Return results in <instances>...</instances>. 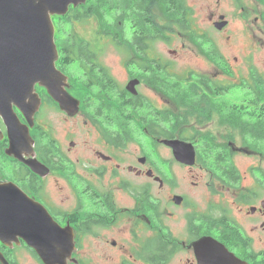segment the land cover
I'll return each instance as SVG.
<instances>
[{
  "label": "flooded vegetation",
  "instance_id": "af4514ba",
  "mask_svg": "<svg viewBox=\"0 0 264 264\" xmlns=\"http://www.w3.org/2000/svg\"><path fill=\"white\" fill-rule=\"evenodd\" d=\"M194 6L204 10L205 23L215 30L220 39L224 54L220 55L219 72L213 74L212 79H218L221 86L228 88V93L213 99L221 100V107L207 109L208 122L212 121L213 116L223 119L225 134L217 135L226 138V141L223 144L216 143L213 140L215 134L209 132L206 134L210 142L208 148L225 152L233 165V159L237 155L257 160L258 167H250L248 174L252 176L254 170H258L252 180H255V186L260 192L244 187L246 195H243V192L238 190L240 183L237 187H228L217 181L212 171L200 166V171L208 178L207 182H203L201 178L206 198L198 202L191 199L189 193L179 194L175 190L177 179H165L158 167L154 168L152 159L147 156L135 157L131 160L132 164H127L129 158L125 152L130 141L123 140L125 142L119 145L114 143L119 140L117 138H123L126 132L120 128L108 132L100 131L106 141V145L103 142L102 148L107 151L92 148L86 154H79L76 162L61 148L60 154H52L50 157L56 165L44 163L35 151L34 144V157L46 167L43 176L33 173L13 157L6 156L8 163L18 165L17 171L26 169L23 173L27 176L21 177L17 174L19 184L11 180L0 183H14L30 198L40 203L61 228L68 227L72 230L75 244L72 258L75 261L71 260L67 264H88L92 261L91 258L84 260V243L87 238L103 239L106 252L98 257L117 264H199L193 245L203 237L216 240L246 264H259L260 258H264V250L255 249L252 237V234H256L257 242L263 241L259 233H264V140L260 139L264 137V130L258 129V123L261 117L264 118V99L249 96L226 97L236 89H242L244 93L252 85V79L261 76L259 67L264 62V0H193L191 7ZM215 24H221L222 28L215 29ZM209 41L216 45V42L213 44ZM261 51L263 59L259 58L257 61L256 55ZM132 79L136 78L128 75V82ZM148 89L149 93L161 100L152 87ZM44 98L47 107V92H44ZM154 107L159 110L155 105ZM15 112L20 121L27 125L22 114L17 109ZM96 123L101 125L99 121ZM2 125L0 122V128ZM148 128L149 125L146 124L145 133L156 140L155 143L162 145L159 136L162 125L157 126L155 132ZM1 129L3 138L0 145L4 146V152L8 148V139L5 127ZM43 131L47 147V128H43ZM32 132L39 133L36 117L34 126L30 129L31 136ZM235 138L242 139V145L243 138H248V145L235 148ZM252 141L258 145H254ZM72 144L70 148H74V143ZM167 149L171 151L170 148ZM195 152L194 165L185 167L193 168L198 165L197 148ZM80 159L88 160L92 167L77 171ZM189 172L193 173V170L190 169ZM56 175L58 177H53ZM132 175L135 184L131 179ZM193 185L198 186V183ZM164 192H168L167 198L163 196ZM119 194L129 195L132 202L125 206L118 197ZM175 198H180V202ZM227 198L232 199V206L228 208L230 211L237 210L240 222H235L229 216ZM212 218L232 221L246 241V248L239 241H223V228L215 227ZM176 222V225H171ZM149 232L151 234L148 236ZM152 242L157 244L156 257H152L148 249V244ZM0 246L5 264H20L14 255V249L21 247L28 250L41 264L33 251L21 240L19 245Z\"/></svg>",
  "mask_w": 264,
  "mask_h": 264
},
{
  "label": "trees",
  "instance_id": "16d2710c",
  "mask_svg": "<svg viewBox=\"0 0 264 264\" xmlns=\"http://www.w3.org/2000/svg\"><path fill=\"white\" fill-rule=\"evenodd\" d=\"M186 2V0H87L84 5L70 8L65 16L52 18L56 44L59 49L57 67L69 75L70 81L78 83L85 90L82 109L92 123L99 121L102 125L101 128L106 132L118 128L126 131L123 138L115 140V144H123L125 142L123 140L131 141L132 137L138 138L133 134L134 117L139 118L144 127L146 124L149 125L148 129L152 132L156 131L157 126L162 125L160 139H179L193 143L197 138V144L194 145L197 148V163L202 168L212 171L213 177L217 181L228 187H237L241 180L239 171L226 157L225 152L208 148L210 144L208 137L199 136L197 131L192 136L188 134L187 138L180 134H178V138L175 137L178 126L179 129H183V132L186 131L184 126L187 125V117L195 113L200 116L199 120L206 119L208 116L207 107L210 104V99H213L212 96L218 98L228 93V88L221 86L220 81L217 83L216 80L206 75L203 77L194 75L199 77V87L195 83L191 84L189 79H175L176 76L170 74L168 70L169 64H163L160 60L150 56L153 44L159 42L169 44L173 40L174 30L184 29L193 24L194 10ZM157 8L162 10V14L158 17L156 16ZM94 17L98 19L96 23L102 28L97 33L102 31L103 34L101 36L97 34V38L94 37V42L81 39L76 27L91 23ZM128 25L129 27H126ZM189 35L193 41L200 44L201 37L197 36L193 29ZM104 40L111 42L121 53H129V55L137 57L134 62L133 60L125 62L128 69H131L132 65H136L137 69L142 72L140 76L131 72L129 74L131 78H137L155 90H162L166 96L184 110V113L179 116L161 113L142 95L135 97L125 89H121L117 81L99 61L100 44ZM208 44L205 49L217 63L221 57L216 53L214 45ZM145 75L150 77H145ZM159 79L162 80L160 85L156 83V80ZM209 91L212 96H209ZM37 92L45 99L42 88L38 87ZM245 93L248 94L243 95ZM98 94H104L106 99L99 98ZM241 95L242 97L264 99V78L260 76L252 79V85ZM47 104L54 105L58 109L49 97H47ZM258 129L264 130V118L262 117L259 120ZM38 130V134L44 140L43 128L38 126ZM110 136L111 134H109V138ZM260 139L264 140V137ZM243 141L248 145V138H243ZM252 142L254 145H258L255 141ZM3 148L4 146L0 145V169L6 176L5 181L11 180L19 184L17 174L21 177L27 176L23 173L26 169L17 171L16 163H8L5 159V152L2 151ZM35 151L44 163L54 164V159L50 157L52 154H60L61 148L47 133V147L46 142H36ZM262 155L264 156V153ZM4 163L10 168L6 172ZM212 221L215 223V227L223 228L221 235L223 241H239L246 248V241L232 221L226 222L215 218H212ZM156 245L155 242L148 244L152 257L157 255ZM34 256L36 257V255ZM259 264H264V258H260Z\"/></svg>",
  "mask_w": 264,
  "mask_h": 264
},
{
  "label": "water",
  "instance_id": "95a60500",
  "mask_svg": "<svg viewBox=\"0 0 264 264\" xmlns=\"http://www.w3.org/2000/svg\"><path fill=\"white\" fill-rule=\"evenodd\" d=\"M85 3L86 0H0V119L8 139L4 152L41 176L46 167L34 157V141L29 133L42 104L36 86L44 89L69 118L80 110V101L67 92L68 77L56 67L59 57L52 17H63L70 8ZM214 27L220 30L222 25ZM139 84L138 79L130 80L125 90L136 96ZM15 109L27 125L20 121ZM160 143L171 149L179 164L194 165L196 152L192 143L179 139H162ZM175 199L180 202V198ZM20 240L42 264L75 261L72 230L61 228L41 204L14 183H0V243L12 247ZM193 247L199 264H246L211 237L201 238ZM0 262L6 263L1 253Z\"/></svg>",
  "mask_w": 264,
  "mask_h": 264
},
{
  "label": "rangeland",
  "instance_id": "374dc122",
  "mask_svg": "<svg viewBox=\"0 0 264 264\" xmlns=\"http://www.w3.org/2000/svg\"><path fill=\"white\" fill-rule=\"evenodd\" d=\"M186 1L188 6L191 7L193 5V0ZM192 9L194 10L195 14V18L192 17L193 24L190 27H185L184 29L178 28L179 30H174L173 40H171L169 44L161 42L153 44L150 56L153 59L160 60L163 64H169L168 70L170 74L176 76L175 79H189V81H191V84L195 83L197 84V87H199V77H195L194 75H198L200 77L206 75L209 78H212L213 74H218L220 68L219 61L218 63L214 62V59L210 57L208 51L205 49V47L209 45L208 43H211L209 40H211L213 44L216 42V45L214 44V47L218 55H223L224 50L220 43L218 35H216L215 33V30L207 25L204 21V10L199 6H194V8ZM161 14L162 10L160 8H157L156 16L158 17ZM96 21H98V19L94 17L91 20V23L89 22V24L78 25L76 27L81 39H86L94 42V37H97V34L99 36L103 34L102 31L100 33H97L102 30V28L96 23ZM126 27H129V25ZM191 29L195 31V34L197 36L201 37L200 44L193 41V39L190 37L189 33ZM205 41H207V43H205ZM170 52L175 53L170 54ZM262 54V51L260 53H257V61L259 60V58L263 59ZM135 58L137 57L129 55V53H121L108 40H104L100 44L99 61L108 70L110 75L117 81L121 89H125V86L128 83V75L131 74V72H133L137 76L142 75V72L137 69L136 65H132V67H130L131 69H128L126 67L125 62L127 60H133L134 62ZM259 72L261 77L264 78V62L263 65L259 67ZM64 74L69 77L67 73ZM145 77L150 76L145 75ZM151 79L152 81H154L152 77ZM216 82L219 83L218 79L216 80ZM156 83L160 85L162 83V80H156ZM148 88H151L150 85L142 81L137 91L140 95L149 100L151 104L155 105L161 111V113L170 114L172 116H179L184 113V110L180 108L179 105L175 104L172 99L166 96L162 92V90H155L152 88L161 98L160 100L157 96L149 93ZM241 90L242 89L233 90L226 97L241 98ZM67 92L82 103L83 97L85 96V90L82 89V87H80L78 83L76 84L72 82V80H69V87L67 89ZM209 96H212L210 91ZM98 97L102 98L103 100L106 99L104 94H98ZM212 98L214 99V96H212ZM213 99H210V104L208 105L207 109H209V107H221V100ZM82 108L83 105L80 104V113L74 118H69L63 112L59 111L54 105L47 104L46 107V104H42L39 113L36 116L38 126H41L44 129L47 128V133L50 134L51 138L55 140L60 148H62L63 152L68 154L70 158H72L75 162V159L79 154H86V152L92 148L98 149V151H107L104 147L102 148L104 144L103 142H105L106 145V141L104 140L102 133H100V131L105 130L101 128L102 125L92 123L90 119L87 118L85 111ZM199 119L200 116L195 115V113L187 117V125L184 126V129H186V131L183 132V129H179L178 126L176 129L175 137L178 138V134H180L182 137L187 138L188 134H191L192 136L196 131L198 132L199 136L208 137L206 134L212 132L213 134H215L213 140L216 141V143L223 144L226 141V138L219 137V135H217L225 134V128L222 125L223 119L221 117L213 116L211 122H208V116L206 117V119ZM133 124V134L137 135L136 137L138 138L135 139L132 137L131 141L128 144L127 151L125 152V154L128 155L129 158L127 164H132L131 160L135 157L147 156L148 158L152 159L154 168L157 166L158 170L162 173L165 179H177L178 184L175 189L177 193H189L192 196L191 199H194L198 202L204 200L206 198V190L203 187L204 185L202 184L201 178H203V182H207L208 178L203 171H200V165L197 163L198 165L193 168L178 165L174 161L169 149H167L163 145L155 143L154 141L156 140L145 133L144 126L142 125V122H140L139 118L134 117ZM3 127L4 125L1 126V128ZM32 137L35 140V144L36 142H44L40 134L32 132ZM234 142L236 144L234 145L235 148L246 145H242V139L240 138H235ZM71 143H74V148H70ZM192 144L196 146L197 138L196 141ZM233 160L235 167L241 175V186L238 190L243 192V195H246L244 187L250 188L251 191L260 192L258 190V187L255 186V180H252V177L256 176V171L252 174V176L248 174L249 168L258 167L259 162L244 155H237ZM3 166L5 172L10 169L8 165H6V163H4ZM90 167H92V164H90L86 159H80L79 163H77V171H85ZM190 169L193 170V173L189 172ZM53 177L58 176L56 175ZM131 179L133 180V184H135L136 182L134 181L133 175L131 176ZM5 180L6 176L0 169V181ZM194 183H198V186H194ZM217 188L219 187L217 186ZM163 196L167 198L168 192H164ZM118 197L120 198L122 204H124L125 206H127L129 202H132L129 195L119 194ZM227 199L229 203L226 204V206L229 216H231V219L235 222H240V216L237 210L233 209L230 211L229 209L232 206L230 204L232 199ZM176 224L177 222L171 223V225ZM150 234L151 233L149 232L148 236ZM259 236L263 239V241H260V243L257 242V235L252 234V237L254 239V246L257 251L264 250V233H259ZM84 251L86 253L84 256V260H87L88 258L92 259V261H90L88 264H117L114 262L102 260L100 259V257H98V255H102L104 252H106V244L104 243L103 239L94 240L91 238H87L84 243ZM14 255L20 264H39L38 261H36V259L32 256V254L22 247L15 248Z\"/></svg>",
  "mask_w": 264,
  "mask_h": 264
},
{
  "label": "bare ground",
  "instance_id": "6f19581e",
  "mask_svg": "<svg viewBox=\"0 0 264 264\" xmlns=\"http://www.w3.org/2000/svg\"><path fill=\"white\" fill-rule=\"evenodd\" d=\"M82 24V23H81ZM95 34V33H94ZM97 38V37H96ZM95 41V40H94ZM113 42V41H112ZM179 130V129H178Z\"/></svg>",
  "mask_w": 264,
  "mask_h": 264
}]
</instances>
